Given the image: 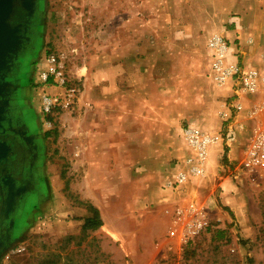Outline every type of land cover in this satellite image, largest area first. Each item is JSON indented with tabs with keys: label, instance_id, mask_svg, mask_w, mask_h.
Returning a JSON list of instances; mask_svg holds the SVG:
<instances>
[{
	"label": "rangeland",
	"instance_id": "obj_1",
	"mask_svg": "<svg viewBox=\"0 0 264 264\" xmlns=\"http://www.w3.org/2000/svg\"><path fill=\"white\" fill-rule=\"evenodd\" d=\"M35 2V41L20 75L19 104L38 145L36 181L10 243L0 248V264H264V171L241 173L237 180L232 179L237 189L231 194L240 195L236 198L241 209L223 205L218 189L212 193L211 205L200 199L208 228L187 242L167 238L170 217L159 206L138 212L129 201L100 203L105 224L97 230H84L83 217L72 213L74 207L89 209L84 194L94 190L104 198L116 189L88 186L84 165L76 162L82 142L76 131L80 132L83 119L91 115L88 99L98 89L93 85L106 86V74L97 82L94 71L106 73L107 56L112 52L109 42L118 39L114 49H119L125 30L133 37V48L162 53L163 98L190 99V0ZM229 45L234 48L233 43ZM258 45L262 52L264 44ZM48 54L61 59L80 95L72 108L46 117L40 111L42 85L34 83ZM151 61L150 67L154 65V59ZM186 125L177 123L174 151L179 156L167 158L175 171L178 166L174 163L185 158L186 151L189 154L182 145L181 130ZM167 130L173 134V126ZM182 191L187 193L186 203L190 202V187Z\"/></svg>",
	"mask_w": 264,
	"mask_h": 264
},
{
	"label": "crops",
	"instance_id": "obj_2",
	"mask_svg": "<svg viewBox=\"0 0 264 264\" xmlns=\"http://www.w3.org/2000/svg\"><path fill=\"white\" fill-rule=\"evenodd\" d=\"M213 34L233 43L232 50L239 52L241 62L259 68L260 55L264 53V45L262 52L258 45V42L264 44V0H190V99L180 102L171 95L163 98L162 53L148 52L141 46L133 48V37L125 30L119 49H114L118 39L109 42L112 52L107 56L110 61L106 73L94 71L97 82L106 74V86L93 85L98 89L88 99L92 103L91 115L83 119L80 132L76 131L82 140L80 155L79 147L76 150L79 156L76 162L84 165L87 185L116 188L104 198L98 197L94 190L82 196L84 202L98 210L102 226L105 219L100 203L129 201L138 212L148 210L151 205L164 211L188 201L187 193L182 191L186 186L190 187V203L204 207L201 199L211 205L215 198L212 193L218 189L221 202L225 201L223 205L230 209L237 205L241 209L240 199L236 198L240 195L231 194L237 188L231 177L222 176L221 166L241 159L243 139L254 123L245 120L243 112L237 120L245 131L228 146L217 142L211 147L203 176L191 178L180 189L167 186L176 174L167 158L179 156L174 151L178 141L177 123L182 121L189 128L213 136L220 130L219 113L229 88L217 86L210 77L205 43ZM158 35L162 41V35ZM151 59L154 65L150 67ZM150 74L153 77H148ZM47 92L55 93L57 89L49 88ZM172 126L173 134L166 131ZM182 145L185 150L186 144ZM72 213L83 218L90 215L87 209L79 207H74Z\"/></svg>",
	"mask_w": 264,
	"mask_h": 264
},
{
	"label": "built area",
	"instance_id": "obj_3",
	"mask_svg": "<svg viewBox=\"0 0 264 264\" xmlns=\"http://www.w3.org/2000/svg\"><path fill=\"white\" fill-rule=\"evenodd\" d=\"M229 44L219 34L211 35L205 43L210 59V77L217 86H228L229 95L219 113L221 126L215 136L187 125L182 128V138L189 154L174 163L178 169L174 180L167 184L173 190L180 189L191 178L203 176L210 147L217 142L228 146L245 131L242 122L237 120L241 112L245 120L254 123L245 138L239 162L225 163L221 169L233 180H237L241 173L264 171V53L260 55L257 68L241 62L239 52L233 51ZM36 83L42 85L40 111L46 117L72 108L79 100L80 89L67 76L61 59L53 54L44 57V67L36 73ZM49 88H55L57 92L49 93ZM169 209L164 210L170 217L167 238L187 242L208 228L202 206L188 202Z\"/></svg>",
	"mask_w": 264,
	"mask_h": 264
},
{
	"label": "flooded vegetation",
	"instance_id": "obj_4",
	"mask_svg": "<svg viewBox=\"0 0 264 264\" xmlns=\"http://www.w3.org/2000/svg\"><path fill=\"white\" fill-rule=\"evenodd\" d=\"M35 0H12L0 18V248L34 193L36 138L20 110V75L35 41Z\"/></svg>",
	"mask_w": 264,
	"mask_h": 264
},
{
	"label": "trees",
	"instance_id": "obj_5",
	"mask_svg": "<svg viewBox=\"0 0 264 264\" xmlns=\"http://www.w3.org/2000/svg\"><path fill=\"white\" fill-rule=\"evenodd\" d=\"M89 209L87 211L90 213L88 217L83 218V226L82 228L89 230H97L102 226V221L99 216L98 210L93 206H88Z\"/></svg>",
	"mask_w": 264,
	"mask_h": 264
},
{
	"label": "water",
	"instance_id": "obj_6",
	"mask_svg": "<svg viewBox=\"0 0 264 264\" xmlns=\"http://www.w3.org/2000/svg\"><path fill=\"white\" fill-rule=\"evenodd\" d=\"M12 0H0V18H5Z\"/></svg>",
	"mask_w": 264,
	"mask_h": 264
}]
</instances>
